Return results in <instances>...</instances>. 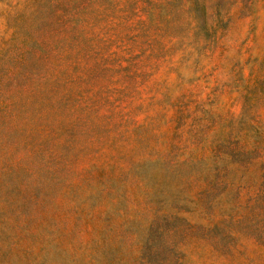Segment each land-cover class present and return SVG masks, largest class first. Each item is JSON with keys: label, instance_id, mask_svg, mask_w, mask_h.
<instances>
[{"label": "rangeland", "instance_id": "obj_1", "mask_svg": "<svg viewBox=\"0 0 264 264\" xmlns=\"http://www.w3.org/2000/svg\"><path fill=\"white\" fill-rule=\"evenodd\" d=\"M147 245L264 264V0H0V264Z\"/></svg>", "mask_w": 264, "mask_h": 264}, {"label": "trees", "instance_id": "obj_2", "mask_svg": "<svg viewBox=\"0 0 264 264\" xmlns=\"http://www.w3.org/2000/svg\"><path fill=\"white\" fill-rule=\"evenodd\" d=\"M163 249H166L162 245ZM138 264H189L184 261V256L180 251L173 250L170 246L165 252L160 247L147 245L145 253L140 258Z\"/></svg>", "mask_w": 264, "mask_h": 264}]
</instances>
